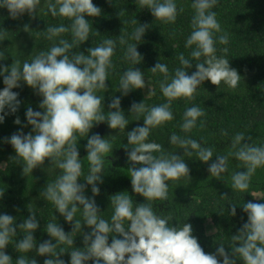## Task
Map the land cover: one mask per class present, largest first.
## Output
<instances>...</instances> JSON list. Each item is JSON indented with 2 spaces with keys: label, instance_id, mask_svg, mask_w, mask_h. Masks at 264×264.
<instances>
[{
  "label": "clouds",
  "instance_id": "9594fccd",
  "mask_svg": "<svg viewBox=\"0 0 264 264\" xmlns=\"http://www.w3.org/2000/svg\"><path fill=\"white\" fill-rule=\"evenodd\" d=\"M136 2L141 9H148L155 19L166 24H174L178 13L184 11L182 6L178 9V0ZM217 3L218 0H190L191 31L184 47L191 49V59L181 53L178 56L181 66L174 69L171 78L164 63L158 62L150 69L153 74L164 76L160 91L166 102L148 108L142 101L133 103L128 110L145 114L143 126L127 132V144L131 145L127 153V160L132 163L129 168L131 188L145 202L136 204L126 191L112 195L110 202L114 211L109 222L100 216L95 196L100 192L98 185L103 183L104 165L106 157L113 151L112 144L99 134L89 136V132L101 122H106L110 129L124 130L128 120L121 110L119 96L112 99L108 106L111 111L106 116L105 97L96 93L107 88L108 70L113 68L112 57L118 47L124 50L126 61L140 64L142 57L137 50L138 43L129 41H141L148 25L139 23L127 38L119 35L118 40L103 39L98 46L88 48L85 54L73 50L89 40V18L102 14V9L93 0H0V9H6L13 19L24 14L33 17L46 10L54 18L69 21L45 29L46 39L53 41L52 46L39 52L30 62L25 61L21 65L15 59L10 66L0 65L4 84L0 89V124L19 110V93L13 89L26 85L41 97L38 108L42 111L28 107L23 125L16 116L13 122L21 128L2 142L14 149V159L22 165L24 176L32 174L38 167L43 168L46 160L49 162L50 166L44 170L55 174V179L47 184L40 197L50 201L56 212L72 225V233L83 236V247L68 252L70 260L67 264H236L237 260L242 264H264V203L246 202L243 211L247 220L231 236L230 251L220 243L214 253L204 251L193 235L191 224L170 223V217L159 214L153 207L155 201L168 200L169 182L189 177V168L184 157L174 154V151H165L159 143L149 142L152 131L174 119L173 101L181 98L191 100L198 86L205 81L216 86L223 83L235 89L240 80L238 71L230 67L229 60L216 55L217 44L229 43L228 32L222 29L216 12L212 11ZM132 23L136 24V21ZM24 30L29 31L27 24ZM64 33L70 34V41L57 40ZM5 39L7 32L0 30V42ZM223 51L227 52V48ZM193 61H197L196 70L189 75ZM145 87L143 72L130 67L120 76L117 92L127 96L131 91ZM203 116L205 113L198 106L186 108L179 125L184 135L172 134L169 144L175 149H183L184 156L195 157L204 163L212 160L215 154L208 172L218 179L228 171L229 158H234L239 162L237 167L245 171L231 175V189L245 193L257 169L264 167V143L248 142L244 134L238 132L230 137L226 154L214 153L188 135ZM28 126H31V131L25 134L23 128ZM77 133L80 136L87 134L86 165L79 155ZM81 179L85 183H79ZM88 186H91V197L86 195ZM2 196L3 193L0 194ZM28 211L30 215L18 225L15 217L0 214V264H13V258L5 249L17 235V228L23 236L15 244L16 252H34V256L19 255L15 264H37L35 256L48 257L44 264H66L59 258L62 253L55 249L58 244H74L69 233H65L60 224L49 222L46 233L51 239L35 243L33 234L39 227V221L36 212ZM78 212L82 220L76 219ZM230 214L236 215L235 207L231 208ZM82 223L90 229L89 232H82Z\"/></svg>",
  "mask_w": 264,
  "mask_h": 264
},
{
  "label": "trees",
  "instance_id": "16d2710c",
  "mask_svg": "<svg viewBox=\"0 0 264 264\" xmlns=\"http://www.w3.org/2000/svg\"><path fill=\"white\" fill-rule=\"evenodd\" d=\"M93 3L102 9L99 17H90L91 27L89 40L73 51L87 54V49L98 46L103 39H119V35L127 36L138 26L148 25L141 41H129L138 43L137 50L141 54V61L133 65L124 59V50L117 48L112 57L113 68L108 70L106 81L107 88L96 94L105 97L104 114L111 111L109 104L114 97L121 99V110L128 120L124 130L110 129L106 122L95 125L89 132V136L99 134L112 144V152L105 161L103 183L99 184L100 192L95 196V201L100 209V216L111 222L114 209L111 205V196L119 192H127L136 204L144 203V198L133 193L131 188L130 167L132 163L127 160V153L131 145L127 144V132L137 126H143L144 113L129 112L133 103L143 101L146 107L158 106L166 102L160 91V82L164 80L163 74H153L150 69L158 62L164 63L169 68V78L174 74V69L180 67L178 56L183 53L191 59V49L184 47L185 40L191 31L190 21L192 9L190 0H178V9L184 11L178 13L174 24H166L155 19L148 9H141L136 0H93ZM217 14V19L223 30L228 32L229 43L217 44V56H223L229 60L231 68L238 71L240 80L235 89H230L223 83L216 86L210 81H205L198 86L191 100L178 99L172 103L174 119L157 127L150 134L148 141L156 142L163 146L165 151H174V154L184 157L189 168V177L178 181L169 182L168 200L154 202V210L159 214L171 218L170 223H189L193 228V235L206 253H214L220 243L225 244L226 251H230L228 244L231 236L235 235L247 220L243 211L246 202L264 203V167L258 168L251 178L250 187L245 193L231 189V175L239 169V163L234 158H229L228 171L218 179L210 176L208 163L197 160L195 157L184 156V150L171 146L168 142L172 134L183 136L179 125L182 123L183 113L186 108L200 107L205 116L200 117L189 136L202 142L204 147L211 148L214 153L226 154L230 147V137L242 132L248 142L256 144L264 143V0H218L212 9ZM135 20L136 24L132 21ZM67 24L69 21L59 17H52L41 10L33 17L28 14L13 19L6 9H0V30L7 32V39L0 42V65L10 66L15 59L21 62L31 59L41 51H47L53 41L46 39L45 29L48 26ZM29 26V31L24 30V25ZM71 40L70 34H61L60 39ZM227 48V52L223 49ZM195 62L188 74L195 69ZM136 67L143 72L149 82V89H136L127 96H122L118 90L119 79L127 68ZM4 87L3 78L0 77V89ZM19 93L21 101L19 110L15 115L6 117L0 124V214H9L16 218L17 225L30 215L28 209L37 214L39 227L34 232L35 243L50 240L46 233V225L49 222L60 224L65 233L74 240V244H58L55 251L59 258L67 262L70 260L68 252L83 247V236L72 233V225L56 212L54 205L40 197V193L46 189L47 184L53 183L55 174H48L50 164L46 160L43 168L38 167L32 174L22 175V165L16 163V155L10 144L2 142L4 138L16 133L21 125L14 124V119L19 116L22 125L26 123L25 112L28 107L42 111L38 108L41 97L34 94L26 85L13 89ZM154 92L155 94H151ZM31 131V126L24 127L26 134ZM227 133V135H225ZM111 136V137H109ZM77 143L81 160L86 161L85 145L87 134L80 136L77 133ZM137 167L140 165L137 164ZM85 183L83 179L78 181ZM87 196H92L91 186L87 187ZM256 195H261L257 198ZM236 208V215L232 216L231 208ZM76 219L82 217L78 212ZM210 223L212 233H206V224ZM90 229L83 225L82 232ZM17 235L13 237L10 245L5 249L6 253L15 259L19 255L33 257L34 252H16L15 244L22 238L23 232L17 228ZM114 235V234H112ZM55 243V241H52ZM111 237H109V243ZM37 264H44L46 256H35ZM91 264V262H89ZM236 264H242L237 260Z\"/></svg>",
  "mask_w": 264,
  "mask_h": 264
},
{
  "label": "rangeland",
  "instance_id": "374dc122",
  "mask_svg": "<svg viewBox=\"0 0 264 264\" xmlns=\"http://www.w3.org/2000/svg\"><path fill=\"white\" fill-rule=\"evenodd\" d=\"M146 89H149L148 87H147V85H146ZM256 197L257 198H260L261 197V195H256ZM206 233L207 234H210V233H212V227L210 226V223L209 222H207V224H206Z\"/></svg>",
  "mask_w": 264,
  "mask_h": 264
}]
</instances>
